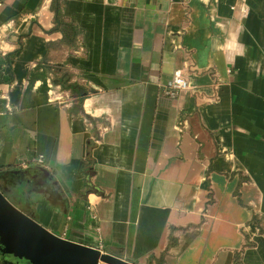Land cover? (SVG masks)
Returning <instances> with one entry per match:
<instances>
[{
	"label": "crops",
	"instance_id": "1",
	"mask_svg": "<svg viewBox=\"0 0 264 264\" xmlns=\"http://www.w3.org/2000/svg\"><path fill=\"white\" fill-rule=\"evenodd\" d=\"M177 69L190 88L171 98ZM14 170L35 187L2 192L67 240L135 264H264V0H0Z\"/></svg>",
	"mask_w": 264,
	"mask_h": 264
},
{
	"label": "water",
	"instance_id": "2",
	"mask_svg": "<svg viewBox=\"0 0 264 264\" xmlns=\"http://www.w3.org/2000/svg\"><path fill=\"white\" fill-rule=\"evenodd\" d=\"M13 172L19 174L21 171ZM26 177L33 179V173L28 172ZM0 236L6 251L28 264H135L58 236L10 200L1 189Z\"/></svg>",
	"mask_w": 264,
	"mask_h": 264
},
{
	"label": "built area",
	"instance_id": "3",
	"mask_svg": "<svg viewBox=\"0 0 264 264\" xmlns=\"http://www.w3.org/2000/svg\"><path fill=\"white\" fill-rule=\"evenodd\" d=\"M163 86L165 95L171 98H175L179 94V92L190 88V81L183 69H177L175 70L171 80H169L166 85ZM65 102L67 104V108L72 107L71 100L70 102ZM86 122L90 123V120L86 119ZM96 126L99 135H102L105 131L108 130V126L103 124L102 122L97 121Z\"/></svg>",
	"mask_w": 264,
	"mask_h": 264
},
{
	"label": "flooded vegetation",
	"instance_id": "4",
	"mask_svg": "<svg viewBox=\"0 0 264 264\" xmlns=\"http://www.w3.org/2000/svg\"><path fill=\"white\" fill-rule=\"evenodd\" d=\"M8 175H4L0 173V187L3 190H11L13 189V187H17V182H20V189H26L27 185L29 186L30 184H28L27 182H24V179L26 177L25 174H10L8 173ZM23 176V178L21 177ZM30 187H35V184L30 185ZM16 260V259H14ZM16 264H28V263H19L18 260L16 261Z\"/></svg>",
	"mask_w": 264,
	"mask_h": 264
},
{
	"label": "rangeland",
	"instance_id": "5",
	"mask_svg": "<svg viewBox=\"0 0 264 264\" xmlns=\"http://www.w3.org/2000/svg\"><path fill=\"white\" fill-rule=\"evenodd\" d=\"M63 98V97H62ZM68 99H75L73 95L70 94V97H67ZM4 191V190H3ZM4 193L8 194V191H4ZM2 238L0 236V264H16V261L18 260L19 263H28V261L20 260L15 255L9 253L6 251L5 245L2 243ZM16 259V260H14Z\"/></svg>",
	"mask_w": 264,
	"mask_h": 264
},
{
	"label": "trees",
	"instance_id": "6",
	"mask_svg": "<svg viewBox=\"0 0 264 264\" xmlns=\"http://www.w3.org/2000/svg\"><path fill=\"white\" fill-rule=\"evenodd\" d=\"M56 28L61 30H66V29L69 30V28L72 29L70 26L59 22L56 24Z\"/></svg>",
	"mask_w": 264,
	"mask_h": 264
}]
</instances>
